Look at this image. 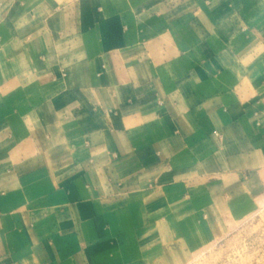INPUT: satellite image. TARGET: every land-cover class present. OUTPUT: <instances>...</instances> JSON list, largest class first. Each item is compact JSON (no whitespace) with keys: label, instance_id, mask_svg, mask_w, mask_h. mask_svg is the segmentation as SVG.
<instances>
[{"label":"crops","instance_id":"1","mask_svg":"<svg viewBox=\"0 0 264 264\" xmlns=\"http://www.w3.org/2000/svg\"><path fill=\"white\" fill-rule=\"evenodd\" d=\"M263 202L264 0H0V264H194Z\"/></svg>","mask_w":264,"mask_h":264},{"label":"rangeland","instance_id":"2","mask_svg":"<svg viewBox=\"0 0 264 264\" xmlns=\"http://www.w3.org/2000/svg\"><path fill=\"white\" fill-rule=\"evenodd\" d=\"M264 263V202L254 214L238 222L224 240L208 247L194 264Z\"/></svg>","mask_w":264,"mask_h":264}]
</instances>
